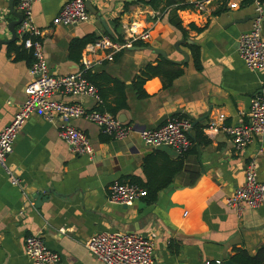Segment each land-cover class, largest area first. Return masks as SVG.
Returning a JSON list of instances; mask_svg holds the SVG:
<instances>
[{
	"label": "crops",
	"instance_id": "1",
	"mask_svg": "<svg viewBox=\"0 0 264 264\" xmlns=\"http://www.w3.org/2000/svg\"><path fill=\"white\" fill-rule=\"evenodd\" d=\"M67 1L35 0L32 4L34 23L43 33L44 57L55 75L80 70L83 56L90 61L100 58L86 54L84 47L79 61L70 59L68 46L73 38L108 35L99 16L91 13L79 24H53ZM150 1L92 0V5L113 38L136 23L151 30L148 46L163 49L175 62L184 57L174 43L191 39L199 47L201 69L194 68L186 47L191 43H185L181 48L189 58L184 73L166 88L157 77L146 81L148 97L140 98L133 79L157 54L148 49L124 50L111 61L95 62L89 71L106 73L124 83L127 108L117 118L123 114V123L131 125L134 134L131 139L115 140L92 122L73 119L69 124L89 139L91 156L72 152L58 135L59 123H50L39 113L30 115L6 158L20 186L10 182L0 164V264H33L23 250V240L30 234H39L46 246L60 255L56 264H102L85 242L109 232H137L148 237L154 245V264H223L239 249L255 255L264 245V204L240 214L225 204V198L243 184L245 165L251 158L256 159L258 178L264 181V134L254 136L240 153L225 133L202 134V128L220 113L226 124L246 122L250 101L261 90L264 70H249L238 52V38L249 30L252 19L248 17L254 15L260 1L242 5V0H227L223 10L215 1L206 11L192 6L178 9L186 38L169 23L166 1L157 0L155 7ZM8 2L0 0V39L4 40L11 37L8 22L15 20ZM14 9L18 10L17 0ZM261 20L264 38V15ZM189 24L201 30H190ZM12 42L21 45L22 37ZM8 44L0 49V130L25 100L30 81L29 64L16 59ZM55 98L80 101L89 109L98 106L91 98L60 93ZM171 117L192 122L193 145L183 157L182 169L152 202L146 196L129 206L109 202L107 191L112 182L146 181L143 159L153 151L171 159L180 156L170 148L147 147L138 136L143 128L158 127Z\"/></svg>",
	"mask_w": 264,
	"mask_h": 264
},
{
	"label": "built area",
	"instance_id": "2",
	"mask_svg": "<svg viewBox=\"0 0 264 264\" xmlns=\"http://www.w3.org/2000/svg\"><path fill=\"white\" fill-rule=\"evenodd\" d=\"M35 0H17V8L23 18L16 29L17 36L28 34V46L33 61L29 66L30 81L26 86V98L11 121L0 130V164L13 185L20 186V179L6 165L7 156L13 151L14 141L24 122L33 113H39L50 123H59L58 135L72 152L91 156L89 139L80 129L72 126L73 119L84 118L97 125L101 132L111 139H131L134 129L124 124L108 112L87 108L82 102H65L55 98L57 93L78 98H91L95 105L101 103L95 86L84 76L95 62L113 60L114 56L137 42L147 43L151 30L131 23L120 39L101 35L85 46L86 54H96L100 58L90 61L83 56L80 70L64 75L52 74L43 53L42 30L33 20L32 4ZM217 0H194L189 3L199 11H206L208 5ZM220 4V2H218ZM250 28L238 38V52L245 66L251 71L264 70V38L262 16L264 3L256 2ZM90 12L85 0H69L62 5L53 19V24L74 25L89 19ZM225 115L218 114L202 128L204 136L212 137L219 132L228 135L237 153L242 152L254 136L264 134V81L260 92L251 99L246 122L224 123ZM192 122L184 117H171L155 128H143L138 132L142 143L151 148L166 147L182 155L192 146L189 132ZM256 159L251 158L245 165L244 182L225 198L226 206L238 214L246 209H255L264 204V181L258 178ZM146 196V190L137 184L114 181L108 186L107 199L111 203L132 205ZM85 247L102 264H154L152 241L137 232H109L93 235L85 242ZM25 255L33 264H56L60 255L49 249L39 234H30L23 240ZM219 263V262H218Z\"/></svg>",
	"mask_w": 264,
	"mask_h": 264
},
{
	"label": "trees",
	"instance_id": "3",
	"mask_svg": "<svg viewBox=\"0 0 264 264\" xmlns=\"http://www.w3.org/2000/svg\"><path fill=\"white\" fill-rule=\"evenodd\" d=\"M157 0H151L149 3L154 4ZM165 8L170 13L168 21L171 25L176 27L182 32L184 38L187 37V30L182 25L181 21L177 17L176 11L183 9L191 4L185 3V0H165ZM220 2L221 10L226 4L227 0H217ZM254 0H242L243 4H250ZM264 2V0H258ZM151 4V5H152ZM155 7V4H154ZM190 30L199 32L201 29L194 24L188 25ZM100 36L93 33L84 35L79 38H73L69 42L68 56L74 61H79L81 58L82 49L88 44L95 41ZM116 39H120L121 36L117 35ZM29 39H32L28 34L22 36L21 45H16L15 42L8 44V51L15 52L16 59L25 60L29 66L33 61L31 48L28 46ZM134 45H145L147 43L137 42ZM27 46L28 48H25ZM189 53L191 54L192 63L194 68L199 71L201 69L200 51L199 47L192 43L186 45ZM186 64L182 62H175L169 58H164L160 55L153 62H146L140 69L138 75L133 79V88L140 98L148 97V93L144 89L146 81L159 78L162 81L163 88L171 85L174 79L181 76L184 73V66ZM84 76L89 80L97 89L98 95L101 99V103L95 107L99 111L108 112L117 117L118 113L127 108L125 85L117 78L111 77L106 73H94L86 71ZM202 132V131H201ZM203 134V133H202ZM193 145V140L190 137ZM191 148V147H190ZM189 148V149H190ZM189 151V150H188ZM180 155L176 159H171L165 153L160 151H153L143 159V171L146 176V181H140L139 179L132 178L129 183H134L143 187L146 190V200L152 202L155 200L157 192L166 186H168L172 178L183 167V157L188 152ZM230 260L234 264H264V245H262L255 255H249L245 250H237Z\"/></svg>",
	"mask_w": 264,
	"mask_h": 264
},
{
	"label": "water",
	"instance_id": "4",
	"mask_svg": "<svg viewBox=\"0 0 264 264\" xmlns=\"http://www.w3.org/2000/svg\"><path fill=\"white\" fill-rule=\"evenodd\" d=\"M8 6H9L10 13L15 17V20H12V21L8 22L7 29L10 32L11 37L9 39H7V40L0 39V49H1L2 45H5V44L7 45L8 43H10V42H12V41H14L16 39L17 34H16L15 27L20 24V22H21V20L23 18V15H22L21 11L20 10L16 11L14 9V0H9ZM85 6H86V8L88 9V11L91 14L99 16V21H100V23L102 25L103 30L105 32H107L108 35L113 37V34L110 31V29L107 27L106 23L103 21L102 18H100V13L92 5V0H85ZM254 17H257V14L251 15L248 18L249 19H253ZM185 43H191L192 44L193 41L191 39H181V40H178V41H176L174 43L175 50L184 57L183 60H182L183 63H187L188 58H189L188 53L181 48V46L184 45ZM143 49H148V50L152 51L153 53H155L157 55H160V56H162L164 58H167V54H166V52L163 49H159V48H156V47H153V46H150V45L149 46L132 45V46H129L126 50H133L134 51V50H143ZM122 118H123V114H120L118 116V120L122 121ZM189 136L191 138H193L191 136L190 132H189ZM223 264H234V263L230 259H227V260H225L223 262Z\"/></svg>",
	"mask_w": 264,
	"mask_h": 264
}]
</instances>
